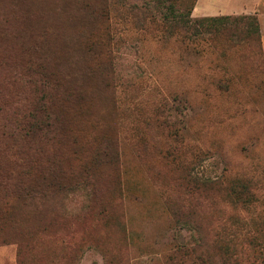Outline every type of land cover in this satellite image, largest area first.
<instances>
[{
    "label": "rangeland",
    "instance_id": "1",
    "mask_svg": "<svg viewBox=\"0 0 264 264\" xmlns=\"http://www.w3.org/2000/svg\"><path fill=\"white\" fill-rule=\"evenodd\" d=\"M259 13L197 0L193 22L259 32L195 33L145 0H0V264H217L219 236L264 264ZM29 69L49 126L24 138Z\"/></svg>",
    "mask_w": 264,
    "mask_h": 264
},
{
    "label": "trees",
    "instance_id": "2",
    "mask_svg": "<svg viewBox=\"0 0 264 264\" xmlns=\"http://www.w3.org/2000/svg\"><path fill=\"white\" fill-rule=\"evenodd\" d=\"M197 0H145L147 8H152L160 15L162 22L169 27H179L185 30L193 29L197 32L196 25H202V23H210L213 26L228 25L234 23H244L247 26L249 34L257 35L259 32L257 20L254 17H219V18H204L199 21L191 20V13L194 9ZM42 72L29 69V80L26 82L31 89L34 90L33 98L27 107L21 114H15L10 120L8 125H11L14 131H18V134H22V137H33L43 131L44 127L49 126L47 124V110L44 104L43 97H36L35 94L44 92L47 88L46 83L41 78ZM208 182V181H206ZM205 184V183H204ZM231 191L234 193L233 188ZM241 192L235 193L236 198H240ZM216 247L219 252L220 258H218L217 264H253L251 260L242 255L236 254V250L231 244V240H227L226 237L219 236L216 238ZM202 264H212L207 257H200Z\"/></svg>",
    "mask_w": 264,
    "mask_h": 264
},
{
    "label": "crops",
    "instance_id": "3",
    "mask_svg": "<svg viewBox=\"0 0 264 264\" xmlns=\"http://www.w3.org/2000/svg\"><path fill=\"white\" fill-rule=\"evenodd\" d=\"M258 17H260V19H261V18L264 19V13H261V14L259 13V16H258ZM261 29H262V28H261ZM262 37H263V36H262ZM263 39H264V37H263Z\"/></svg>",
    "mask_w": 264,
    "mask_h": 264
}]
</instances>
